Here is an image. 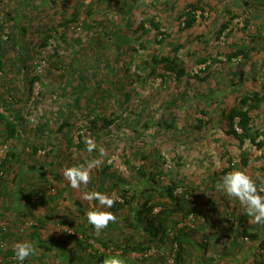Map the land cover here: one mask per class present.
Instances as JSON below:
<instances>
[{"label":"rangeland","instance_id":"obj_1","mask_svg":"<svg viewBox=\"0 0 264 264\" xmlns=\"http://www.w3.org/2000/svg\"><path fill=\"white\" fill-rule=\"evenodd\" d=\"M253 93L254 139L237 118L236 137L228 113ZM4 146L0 264L24 240L36 251L23 264H264V225L215 189L231 170L264 178V0H0ZM92 159L87 188L72 189L64 169ZM90 190L117 199L99 234Z\"/></svg>","mask_w":264,"mask_h":264},{"label":"clouds","instance_id":"obj_2","mask_svg":"<svg viewBox=\"0 0 264 264\" xmlns=\"http://www.w3.org/2000/svg\"><path fill=\"white\" fill-rule=\"evenodd\" d=\"M86 151L92 153L99 151L104 155L103 149H98L97 144L91 139L85 141ZM101 160L92 159L86 166L83 164L66 167L63 176L72 189L87 188L90 181L89 170L99 167ZM260 185H264V178L257 177ZM256 180L242 170H231L224 173L215 183L217 192L226 194L229 198H235L243 206L244 216L251 217L256 225H264V193L261 192ZM85 201L97 202L85 213L86 223L92 226L97 234L105 229L109 222H115L116 217L109 209L117 202V199L109 194L96 190L83 191ZM17 264H23L26 258L35 254L33 242L24 240L18 242L12 249ZM106 264H122L118 259H109Z\"/></svg>","mask_w":264,"mask_h":264},{"label":"trees","instance_id":"obj_3","mask_svg":"<svg viewBox=\"0 0 264 264\" xmlns=\"http://www.w3.org/2000/svg\"><path fill=\"white\" fill-rule=\"evenodd\" d=\"M189 16H192L191 13H188ZM152 22V26L157 30L159 31V24L158 23H155L153 20H151ZM193 21V18L189 21L186 22V25L189 26L191 25ZM138 30L140 29H143V23H140L138 25ZM229 56V55H228ZM176 59L177 57H171V58H160L159 61H162L164 63L165 66H167L168 68L169 67H173L175 66L176 63ZM173 69V68H172ZM182 72H184L182 70V68L179 69V71H176V75L180 76L182 74ZM254 100L258 101L259 100V97L257 96V93H253L250 97L249 96H243L239 99V103L240 105L242 106H246V108H240V107H232V109L229 111L228 113V119H229V127H230V133H233L234 135L239 136L236 132H235V128H234V119L237 118V121H236V126L238 128H240V130L243 132V136L245 137H249L250 139H254V136L253 135H250V116H249V112H248V107L250 105V102H254ZM244 163V162H243ZM173 184H175L173 181H172V186H167L166 187V190H167V194L171 197L172 195V190L174 189L173 188ZM145 204V203H144ZM173 207V206H172ZM144 211V209H143ZM143 211L141 210H138V213L136 214V216L139 218V220L142 219V217L144 216V220H145V223H146V227L147 229L149 230L148 232H150L149 234L151 235H162V233L164 232L165 228H163L161 226V223H159L158 225H155V227L152 228V224H153V220L151 217H148L146 216L145 214L146 213H143ZM145 211L147 212H151V209L148 208V209H145ZM154 232V233H153ZM241 233L244 235V236H247L251 239H254L257 234L255 233H251L249 232L247 229H242L241 230ZM181 244L179 243V249L181 251ZM180 256V253L179 255L177 254V257L179 258Z\"/></svg>","mask_w":264,"mask_h":264},{"label":"built area","instance_id":"obj_4","mask_svg":"<svg viewBox=\"0 0 264 264\" xmlns=\"http://www.w3.org/2000/svg\"><path fill=\"white\" fill-rule=\"evenodd\" d=\"M5 149H6V146L2 147L1 150H0V163L3 160V158H4V156H5L6 152H7V149L6 150ZM1 174H2V171H1V168H0V176H1ZM6 232H7L6 224L2 220V217L0 215V253L5 249V246H6V240L3 237ZM167 261L171 263L172 259L167 258ZM13 264H17V261L13 262Z\"/></svg>","mask_w":264,"mask_h":264}]
</instances>
